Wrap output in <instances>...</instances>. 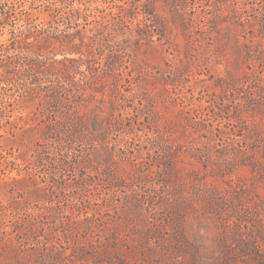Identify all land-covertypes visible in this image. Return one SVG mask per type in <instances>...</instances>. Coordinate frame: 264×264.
Instances as JSON below:
<instances>
[{"label": "rangeland", "instance_id": "obj_1", "mask_svg": "<svg viewBox=\"0 0 264 264\" xmlns=\"http://www.w3.org/2000/svg\"><path fill=\"white\" fill-rule=\"evenodd\" d=\"M0 264H264V0H0Z\"/></svg>", "mask_w": 264, "mask_h": 264}, {"label": "trees", "instance_id": "obj_2", "mask_svg": "<svg viewBox=\"0 0 264 264\" xmlns=\"http://www.w3.org/2000/svg\"><path fill=\"white\" fill-rule=\"evenodd\" d=\"M110 15H113V13H110ZM73 37H74V40H71L68 42L67 52H70L71 54H75V53L80 54L82 52L83 47H87L89 52H92L91 48L89 47L90 45L86 43L87 36H83L80 30H76V33L73 34ZM78 37H79L80 43L75 42V39ZM51 45H52L51 42L49 43L47 42L41 46V49L48 48ZM64 59L67 60L68 57H65ZM62 65H63L62 69L56 70L57 68L54 67V70L58 71L57 75L58 77H60V79H68L70 76V70L66 65L64 64ZM90 89L92 90L91 95H90L91 103L84 104L80 109L81 110L83 109L82 113H84V117L94 116V120L92 121L93 122L92 126L95 128L94 132H96L100 130V126L102 128V125H100V123H97V121H98L99 116L105 113L106 110H108L107 108L108 102H106L105 98L99 99L97 97V94L101 92V90L98 87H95V88L91 87ZM68 90L70 91V93L73 92V85H70L68 87ZM55 99L59 100V95L55 94ZM112 100L113 99H110L109 103H113ZM95 103L97 104L94 105Z\"/></svg>", "mask_w": 264, "mask_h": 264}]
</instances>
